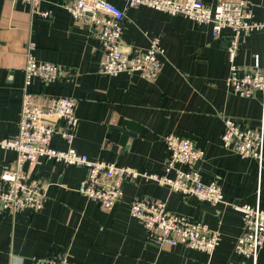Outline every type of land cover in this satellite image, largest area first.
<instances>
[{
    "label": "crops",
    "instance_id": "obj_1",
    "mask_svg": "<svg viewBox=\"0 0 264 264\" xmlns=\"http://www.w3.org/2000/svg\"><path fill=\"white\" fill-rule=\"evenodd\" d=\"M69 1L40 0L35 10L22 0H0V140L17 136L25 58L30 54L36 62L61 70L53 82L32 78L27 89L40 101L48 96L74 100L78 125L71 147L76 152L163 176L169 156L164 137L188 138L203 151L193 168L204 183L218 182L224 203L212 206L139 177L125 180L122 201L105 211L77 192L85 168L40 158L24 170L48 184L47 198L36 212L26 209L10 217L0 211V264H36L34 257L52 254H68L74 264H252L234 251L243 230L234 206L264 209V167L225 150L220 135L226 118L257 129L264 119V104L260 92L242 97L225 84L232 31L224 28L214 36L209 24L109 0L124 10L123 49L141 53L156 39L163 55L160 74L152 82L137 72L101 75L102 46L94 28L67 11ZM203 1L214 6L219 0ZM245 1L254 19L264 21V0ZM43 11H51V16L43 18ZM254 56L264 61L263 31L242 39L235 63L240 69L250 68ZM51 146L68 148L57 137ZM15 158V151L0 150V173ZM167 175L172 177L173 172ZM132 200L163 201L170 212L202 222L219 233L216 250L208 255L181 245L154 246L129 214ZM255 264H264V248Z\"/></svg>",
    "mask_w": 264,
    "mask_h": 264
},
{
    "label": "built area",
    "instance_id": "obj_2",
    "mask_svg": "<svg viewBox=\"0 0 264 264\" xmlns=\"http://www.w3.org/2000/svg\"><path fill=\"white\" fill-rule=\"evenodd\" d=\"M36 10L40 0H22ZM127 7L145 6L171 15H181L200 24H209L214 36L224 28L232 31L227 46L228 75L225 84L242 97H251L260 92L264 104V61L254 56L250 68L240 69L235 59L242 39L250 32L263 31L264 21L254 19L251 6L245 0H219L214 6L203 0H123ZM66 9L74 20L82 21L94 28L102 46L98 72L101 75H116L123 72H137L148 82L154 81L161 71L163 49L156 39L141 53L130 54L123 49L122 32L124 10L109 0H70ZM49 18L51 11L40 13ZM61 77V70L51 63H38L27 54L24 66V90L18 120L17 136L12 140H0V150H13L14 163L0 173V211L10 217L29 209L39 211L47 198L48 184L30 178L24 170L40 158L52 160L62 166H77L86 169L85 179L78 185L77 192L87 200L95 202L99 208L108 211L122 201V186L127 179L139 177L165 185L171 192L192 197L212 206L224 203L218 182L201 180L200 173L193 166L203 158V151L195 147L188 138L167 134L164 144L169 156L164 164L163 176L138 173L128 166L114 162L90 160L76 152L71 143L78 125L75 102L69 97L48 96L40 101L28 91L32 78L43 83L53 82ZM57 137L68 148L55 149L51 140ZM220 142L225 150L242 158L256 161L264 167V119L257 129L241 126L236 120H223ZM187 167V169H184ZM173 172L170 177L167 174ZM241 215L242 232L236 238L234 251L255 264L257 256L264 248V209L258 206H234ZM129 214L141 224L146 239L161 248L181 245L189 249L211 255L219 244V233L202 222L187 216L170 212L163 201L132 200L128 202ZM36 264H74L68 254H52L34 257Z\"/></svg>",
    "mask_w": 264,
    "mask_h": 264
}]
</instances>
